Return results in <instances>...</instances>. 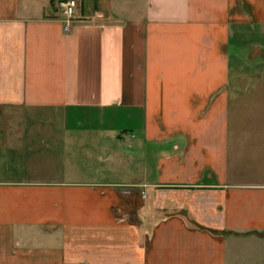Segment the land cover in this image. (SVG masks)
Segmentation results:
<instances>
[{
  "label": "crops",
  "instance_id": "1",
  "mask_svg": "<svg viewBox=\"0 0 264 264\" xmlns=\"http://www.w3.org/2000/svg\"><path fill=\"white\" fill-rule=\"evenodd\" d=\"M62 1L0 0V264H264V0Z\"/></svg>",
  "mask_w": 264,
  "mask_h": 264
},
{
  "label": "built area",
  "instance_id": "2",
  "mask_svg": "<svg viewBox=\"0 0 264 264\" xmlns=\"http://www.w3.org/2000/svg\"><path fill=\"white\" fill-rule=\"evenodd\" d=\"M81 5V0H64L59 6L64 19L65 30H69Z\"/></svg>",
  "mask_w": 264,
  "mask_h": 264
},
{
  "label": "rangeland",
  "instance_id": "3",
  "mask_svg": "<svg viewBox=\"0 0 264 264\" xmlns=\"http://www.w3.org/2000/svg\"><path fill=\"white\" fill-rule=\"evenodd\" d=\"M243 40L246 41V42H248V36L245 35V37H243ZM252 40H254V38L251 39V41H252ZM235 41H236V39H235ZM235 41H233V42H235ZM233 44H234V43H233ZM235 44H236V42H235ZM245 48H247V47H245ZM234 50H235V49L233 48V52H234ZM244 52H245V55H246V56H250V55H251L250 53L253 52V51H249V52H248V49H243V53H244Z\"/></svg>",
  "mask_w": 264,
  "mask_h": 264
}]
</instances>
